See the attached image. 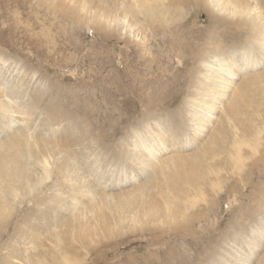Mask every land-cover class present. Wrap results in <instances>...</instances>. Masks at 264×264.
Segmentation results:
<instances>
[{"label": "rangeland", "instance_id": "obj_1", "mask_svg": "<svg viewBox=\"0 0 264 264\" xmlns=\"http://www.w3.org/2000/svg\"><path fill=\"white\" fill-rule=\"evenodd\" d=\"M42 2L43 0H0V27L4 25L3 27L7 26L6 28L9 30V32L5 30L4 33V30H0V34H2L0 35V51L5 52V55H0V60L8 56L14 57L17 61L12 62L23 65L22 68L26 75H31L33 71L38 70L31 78L25 75H11L9 74L10 69L6 70L7 66L0 62V74H2L0 75V77L2 76L0 83H4V85L2 84L4 87L0 84V87L3 88V98L5 100L14 99L15 104L28 109L33 105L40 104L38 102L42 100L40 94L45 92L46 95L42 104L54 100L53 103L60 102L55 104L56 107L62 104L68 110L71 107V109H77L74 116L77 114L79 119L72 118L63 123H58L57 120L54 125L44 128L45 130L38 128L40 124L37 125V121L34 128L45 133L36 137L53 139L61 144L65 158H68L66 168L72 171L71 167H73V172L78 171V173L87 176L85 179L87 191L100 192L103 190L104 193H114L117 198L119 196H134L141 192L143 196H150L160 210L149 219V224L153 227L151 232L143 231L142 234L130 232L128 227H133L135 224L131 221L125 222L123 228L113 229L114 231L111 232L121 233L120 236L98 237L97 240H100L101 243L98 242L99 246L95 249H91L90 243L86 244V242L84 243L85 248L79 247L69 230L58 233V237H56V233L63 227L53 225L54 229L57 228L55 235L46 236L50 231L46 230L45 220H42V229L27 236V239L34 236L32 243L27 242L24 246L27 247L25 249L27 253L21 257H14L7 254V250L15 246L12 241H15L16 238L14 240L11 239V236L8 238V235L12 234V229H8L7 233L1 231L0 264H3L1 258L8 259L13 264H24L22 260L25 256L36 250L47 251L46 264L52 262L53 256L54 264H264V202L262 201L264 191L258 190L260 185L255 184L258 177L248 171L251 159L246 158L244 160L243 170L239 172V174L248 176L246 183L239 181L240 176L237 172L233 173L227 166L212 164L213 160H209L211 130L216 125L221 109L225 108L234 89L242 84L245 77L250 76L251 81L249 78L244 86L243 98H249L253 95L255 102L260 97V91L255 89V85L264 79V77H260V75H264V59H254V62H249L254 63L255 66L244 72V68H240L239 60L235 61L236 58L228 60L229 56L224 53L227 49L233 51L232 48L241 52V48L235 46L236 39L224 38V23L229 20L227 17L229 14H224L219 9L211 11V13L220 15L223 20L221 23L211 26V32L217 33L215 38L211 35L210 42L213 54H215L214 57L217 59L219 56H224L233 64L230 71L228 73L226 71L227 74L224 77L211 73L221 78H217L219 81H216L213 88L215 93L221 95L212 97L215 98L216 105L214 111L209 114L211 118L209 117L206 126L201 121L199 124L201 130L196 131L194 130V121L187 124L188 117L192 114L190 107L192 104L186 99L193 96V93L189 94L188 92L193 89L198 90V87H195L196 83L193 82L197 78L193 71L188 73L192 77L191 80L178 87L173 82L174 77H171L176 73L174 72L175 66H177L176 57L172 59L169 56L161 60L162 69L159 71L154 65L155 60H152L150 58L152 56L149 54L148 58L146 57L149 71H145L144 68L138 74L139 76L153 77L152 80L159 81L161 86L147 90L146 88L143 89L145 86L140 84V89L133 88L130 91L128 76L124 74V63H120V52L123 53L124 50V52L130 53L131 47L127 50H121L124 47L123 41L117 40L116 35L111 33V28H107L108 31L106 30V32L110 37L105 39L107 49L103 52V56L107 53V62L104 68L99 70L98 66L102 63H97L98 61L94 60V54L100 47L97 42L101 41V33L99 32V36L92 29L82 26L79 22L70 21L68 24L63 17L59 16L57 11L54 12L52 8H47ZM65 2L68 3V0ZM80 3L83 4V1ZM241 3L247 7V13H253L254 3L264 6V0H253V3L243 0ZM119 11L120 9L117 10V13ZM85 12L86 9L79 11V14L83 15ZM93 12L94 7L91 8V13L88 12L86 15L90 16ZM76 14L78 13L75 12L74 15ZM206 18L207 13L199 8L195 17L197 25L203 27ZM13 25L17 28H12ZM136 32L137 30L132 31L129 38L132 42L140 43L143 34L140 35V32L138 34ZM150 41H147L148 47H152L151 51L154 52L158 47L157 43ZM217 50L222 55L218 54ZM99 51L102 52V50ZM138 51L140 54L143 53L140 46H138ZM134 58L137 60V56ZM238 59H240L239 56ZM190 64V61H184L186 67ZM180 65L178 64V66ZM226 66L228 65H223L222 70ZM115 67L119 68L120 71L116 73ZM134 73L132 72V74ZM38 75L40 77H37ZM4 77L6 80L3 81ZM210 78L211 75L208 78L201 77L198 79L205 81V79ZM12 82L13 85H10ZM14 85L20 87V95L13 96L11 94L15 89V87L13 88ZM249 87H254L252 93H249ZM141 96H147L146 104L140 100ZM10 102L12 101L10 100ZM237 102L239 99H236ZM242 103L249 102L243 99ZM204 106L206 107V105ZM206 111L205 109L200 114L201 120L208 116ZM253 115L255 121L262 124L264 104H257ZM18 119L16 118V121ZM145 122L154 131L160 132L161 129L166 136L163 140H158L154 135L152 138L157 141L152 142V145L143 148L142 144L135 143L138 146L135 148L132 140L135 137L134 132H140V125ZM5 124L6 126H0L4 133L16 128L8 134H0V143L13 137L22 129V123L11 125L5 121ZM89 126L100 131L98 135H95L96 145L94 147L88 146L90 145L89 142L78 134L80 129ZM5 127L7 128L5 129ZM50 129L56 131H50ZM47 131L52 132V134L47 133ZM30 133L32 131H29ZM259 136H263L260 140V148L263 149L264 131ZM13 145L14 142L8 144L11 147ZM65 145L67 147H64ZM8 146H0V151ZM217 153L218 155L214 157V160H219L224 155L221 149ZM56 157L61 159V153ZM132 157L135 158L134 162L129 161ZM205 163L209 164L205 165ZM206 166L209 168L205 172ZM214 167H218L217 173L214 172ZM51 182V178H48L36 188L35 194L39 196L40 202L43 198L40 196H47V194L50 195L52 191H55L52 186L47 187L48 189L44 187ZM233 182L236 185H233ZM215 183L217 185H214ZM62 185L65 188V184ZM106 186L108 189H104ZM196 188L201 189L202 198L195 194ZM231 188L235 191L237 200L231 198L234 196L230 193ZM164 192L169 193V195ZM239 194H242L241 199ZM207 198H215L217 201L215 210L211 211L208 208L205 201ZM64 200H69V204L71 202L70 198ZM239 200L241 204L236 210ZM188 201L193 203H188ZM23 204L20 205V208ZM30 204L29 201L24 205L28 207ZM187 205L188 209L184 210ZM137 209L138 207L135 206L131 213L126 214V216L133 218ZM214 211L219 213H214ZM19 212L20 209L16 212V216ZM50 214L53 215V213ZM192 214L196 218L202 217L201 220L186 224ZM68 216V214H61L58 218L64 221ZM210 220L215 226L219 224L217 229L213 231L215 237L206 246L196 248L198 251L193 253L192 244L183 241L178 233L181 230L207 229V223ZM183 225L188 229H183ZM260 231L263 233L262 237H258ZM85 233L87 239H96V236H90L89 231H83L81 234L84 235ZM161 237L165 240L166 246L172 247L174 245L175 251L168 254L157 251ZM7 241H9L8 249L7 247L2 248L1 245ZM224 241L237 244L231 248H226L222 244ZM20 247L23 248L21 245ZM73 247L74 250L71 249ZM220 251L224 252L220 253ZM233 251L240 257H233L231 255ZM149 253H155L154 255L158 257H152ZM64 257L66 259H63Z\"/></svg>", "mask_w": 264, "mask_h": 264}, {"label": "bare ground", "instance_id": "obj_2", "mask_svg": "<svg viewBox=\"0 0 264 264\" xmlns=\"http://www.w3.org/2000/svg\"><path fill=\"white\" fill-rule=\"evenodd\" d=\"M82 1L83 4L80 3ZM241 1L243 0H68L67 3L65 0H43L42 3L44 6H47V8H52L54 12L57 11L60 14L59 16L63 17L68 24L70 21L75 23L79 22L82 26L84 25L86 28L92 29V31L99 36V32L101 33V41L97 42L94 40V42L96 41L100 44L98 51L94 54V60L98 61L97 63H102V65L98 66L99 70L104 68L107 62V53L103 56V52L107 49L105 39L109 38L110 35L106 30L108 31V29L111 28L110 31L116 35V39L123 41L124 47L121 50H127V48L131 47L130 53H127V51L124 52V50L123 53L120 52V63H124V74L128 76L127 79L131 86L129 89L130 91L133 88L137 90L140 89V84L145 86L143 89L146 88L147 90L159 88L161 86L159 81L155 79L152 80L153 77L149 78L144 77L145 75L139 76L138 74L139 71L144 68L145 71H149V64L146 63V57L148 58L149 54L152 56L150 58L155 60L154 65H156V69L159 71L162 69L161 60L169 56H171L172 59L176 57L177 66H175L176 68L174 70L176 73L171 76L174 77L173 82L176 83V86L181 87L191 80L192 77L188 75L189 71H193L197 77L196 80L193 78V82L196 83L195 87H198V90H190L188 93H193V96L186 100L190 101V104H192L190 106L192 114L189 115L187 124H191V121H194V130L198 131L201 130L199 125L200 122L202 121L203 125L206 126L209 117L211 118L209 114L215 109L216 100L212 97L221 95L220 93H215L213 88L215 87L216 81H219L217 78L221 79L220 77H224V75L230 71L233 62L228 60H234L235 58V61L239 60L240 68H244L245 72L255 66L254 63L249 62H254V59H264V6L254 3L252 9L253 13H247V7L243 5ZM247 1L253 3V0ZM92 7H94L93 14L87 16L86 13H91ZM199 8L207 13V18L204 20L205 24L203 27L197 25L195 20ZM85 9V14H79V11ZM118 9H120V11L117 13ZM216 9H219V11L224 14H229L227 16L229 20L224 23V38L236 39L235 46L241 48V52L237 51L236 48H232L233 51L230 49L225 50L224 53L229 56L228 60L224 58V56H219L216 59L214 57L215 54H213V48L210 46L211 35L213 38L217 35V33L211 32V26L223 21L220 15L211 13L212 10ZM75 12L78 14L74 15ZM14 25L12 28L16 29L17 27ZM3 26L4 25L0 27V30H4L3 33L5 30L9 32L8 28H6L7 26ZM132 28V31L137 30V34L139 32L140 35L143 34L142 42H132L129 38L130 33H132ZM146 31L147 33H144ZM148 40L157 43L158 47L156 51L153 52L151 51L152 47H148ZM138 46L141 47L143 51L142 54L138 51ZM210 48L212 49L210 50ZM215 49L218 48L215 47ZM99 50H102V52ZM112 51L114 52L113 49ZM217 51L218 54L222 55L219 50ZM1 54L5 55V52L0 51V55ZM136 56L137 60L134 58ZM238 56L240 59H238ZM12 61L17 60L11 56L4 57L3 60H0L4 66H7L6 70L10 69L11 72L9 74L11 75H25L31 78V76L38 71L36 70L35 72L33 71L31 75H26L22 68L23 65H19L16 62L13 63ZM184 61H190V66L186 67ZM12 63L13 65H10ZM178 64L181 65L178 66ZM223 65L228 66L222 70ZM30 69H32V67H30ZM115 69L116 73L120 71L117 67H115ZM132 72L135 73L132 74ZM211 73L217 74L220 77L214 74L212 75ZM210 75V79H205V81L199 80L201 77L208 78ZM37 77L40 76L38 75ZM260 77H264V75H260ZM249 78L250 76L245 77L242 84L234 89L225 108L223 110L221 109V114L218 117L217 123L211 130L209 160H213L212 164H219L222 167L227 166L233 173L237 172L240 176L239 181H244L246 183L248 176L239 174V172L243 170L244 160L250 158L251 163L248 166V171H251L252 174L258 177V181L255 182L256 185H260L258 190L264 191V148H260V140L263 136H259V134L264 131V115L262 116V124L261 122H256L253 115L254 108L257 104H264V79L255 85V89L260 91V97L254 102L253 95L249 98H243L244 86ZM0 79H2V76ZM4 80H6V77L3 78V81ZM0 84L1 86L4 85V83ZM10 85H13V82ZM14 87L15 85L13 88ZM253 90L254 87H249L248 89L249 93H252ZM19 93L21 94L19 86H16L11 92L13 96ZM45 95V92L40 94V98L42 99L38 101L40 104L33 105L26 109L20 107L19 104H15L14 99L5 100L3 98V88L0 87V126H6L5 121H7V124L9 122L11 125L22 123L21 131L0 143V146H8L9 143L14 142L13 147L8 146L3 151H0V232L5 231L7 233L8 229H12V234L8 235V238L10 236L13 240L16 238L15 241H12L15 246L8 249L9 241H7L3 243L1 247H7V254L11 256H23L24 253H27L25 251L27 247H24L25 244L27 242L32 243L34 238V236H30L27 239V236L42 229V220H45L44 226H46V230L50 231L46 236L55 235L57 228L54 229V226L63 227V229H60V231L56 233V237H58V233L69 230L71 236L75 237L74 240L79 244V247L85 248L84 243L86 242V244L90 243L92 246L91 249L98 248V242L100 241L97 240L98 237H106L108 235L120 236L121 233L111 232L114 231L113 229L118 230L119 228H123L125 222L128 223L131 221L135 224L133 227H128L130 232H137L140 234H142L143 231L147 233L151 232L153 227L149 224V219L160 209L153 203L150 196H143L141 192H138L134 196H119V198H117V195H114V193H104L103 190L100 192L87 191L85 187V179L87 176L78 173V171L73 172V167H71L72 171L66 168L68 158H65V152L61 149V144L53 139L49 140L47 138L36 137L39 134L45 133L40 130H45L44 128L49 125H54L57 120L59 121L58 123H63L72 118L79 119L77 114L74 116V113L77 111L75 108L71 109V107L68 110L65 106H62V104L56 107L55 104H59L60 102L53 103L54 100L49 102V99V101L42 104ZM236 99H239V102L236 103ZM243 99L250 104L242 103ZM10 100L12 102H10ZM140 100L146 104L148 98L146 96L142 97ZM204 105H206V107ZM205 109L207 110L206 113H208V116L201 120L200 114H202ZM78 110L80 109L78 108ZM16 118H19L18 121H16ZM37 121V125L40 124L38 126L40 130L38 131L34 128V124ZM6 128L7 127H5V129ZM15 128L12 130H15ZM29 131H32V133L29 134ZM50 131L56 130L50 129ZM50 131H47V133L52 134ZM8 133L2 132L0 128L1 135ZM99 133L100 131L94 130L93 126H89L82 130L80 129L78 132L80 136L84 137L85 141L87 140L89 142L90 145L88 146L91 147L96 145L95 135ZM53 135L55 134L53 133ZM134 135L135 137L132 140L135 148H138L135 143L142 144L143 148L152 145V142L157 141L152 138L154 135L158 140H163L166 136L164 131L161 129L160 132L154 131L146 122L141 123L140 132L135 131ZM172 136H175V134H172ZM162 143H164V141H162ZM64 147H67V145ZM219 149H221L224 155L221 159L214 160V157L218 155L217 151ZM60 153L61 159L56 157ZM133 155L136 154L133 153ZM129 161L134 162L135 158L132 157ZM206 164L209 163H205V165ZM52 165H54V168H52ZM208 168L209 167L206 166L205 172ZM213 170L217 173L219 169L218 167H214ZM100 175H102V173H100ZM48 178H51L52 182L44 187L47 188L52 186L55 188V191H52L50 195H44L46 197L43 195L40 196L43 197L40 202L39 196L35 194V190ZM62 184H65V188H63ZM214 185H217V183ZM233 185H236V183L233 182ZM217 188L220 187L217 186ZM104 189H108L107 186L106 188L104 187ZM200 190V188H196L195 194L199 198H202V192ZM164 193L169 195V193ZM230 193L234 195L231 198L237 200L233 188L230 189ZM239 197L241 199L242 194H239ZM65 198H70V204L68 203L69 200H64ZM262 198L264 202V196H262ZM29 201L31 204L26 207L24 204ZM205 201L211 211L215 210V206L217 205L215 198H207ZM189 202L193 203L192 201H188V203ZM21 204L23 205L20 208ZM240 204L241 201L239 200L236 210L239 208ZM135 206L138 207V209L134 217H127L126 214H130ZM18 209H20V212L16 216ZM186 209H188V205L184 207V210ZM50 213H53L56 218H53L54 216ZM214 213L219 212L214 211ZM61 214H68L69 216L66 220L62 221L63 219L59 220L58 218ZM217 215L222 216L219 214ZM201 218L202 217L196 218L192 214L186 224H189V222H198ZM218 225L219 224L215 226L210 220V222L207 223V229L198 228L201 229L198 231L181 230L178 234L181 235L183 241L192 244L193 253H195L198 251L196 248L199 249L200 247H204L213 240L215 237L213 231L217 229ZM183 229H188V227L183 225ZM83 231H89L90 236H96V239H87L86 233L84 235L81 234ZM230 233L232 232L230 231ZM261 235L263 236L262 231H260L258 237H262ZM100 243L101 242H99V244ZM165 244V240L161 237L157 251L165 254L175 251L174 245L170 247ZM222 244L226 248H231L237 243L230 244L224 241ZM20 245L23 248H21ZM71 249L74 250V247ZM221 252L224 251H220V253ZM154 254L155 253H149L152 257H158ZM231 255L233 257H240L237 256V253L234 251L231 252ZM63 259H66V257ZM1 260L3 264H13V262L8 259L1 258ZM22 261L24 264H46L47 251L36 250L30 255L25 256ZM54 263L55 259L53 256V260L50 264Z\"/></svg>", "mask_w": 264, "mask_h": 264}]
</instances>
